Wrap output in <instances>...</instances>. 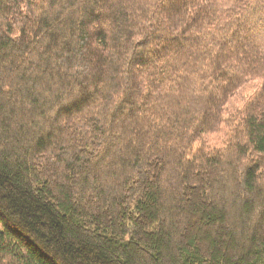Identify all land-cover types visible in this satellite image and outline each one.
I'll return each mask as SVG.
<instances>
[{
  "label": "trees",
  "instance_id": "16d2710c",
  "mask_svg": "<svg viewBox=\"0 0 264 264\" xmlns=\"http://www.w3.org/2000/svg\"><path fill=\"white\" fill-rule=\"evenodd\" d=\"M0 264H264V0H0Z\"/></svg>",
  "mask_w": 264,
  "mask_h": 264
}]
</instances>
